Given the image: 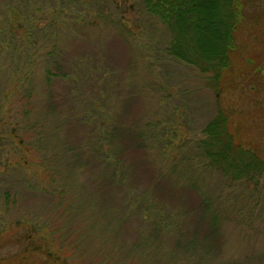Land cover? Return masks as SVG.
Masks as SVG:
<instances>
[{"label":"trees","instance_id":"1","mask_svg":"<svg viewBox=\"0 0 264 264\" xmlns=\"http://www.w3.org/2000/svg\"><path fill=\"white\" fill-rule=\"evenodd\" d=\"M139 1L145 12L164 25L169 33L164 48L166 56L194 67L209 78L217 91L229 83L234 64L231 53L238 46L239 27L254 16L252 9L264 3V0ZM88 3V0H0V50L9 46L16 49L24 43L27 46L32 43L35 48L30 52L33 54L25 50L27 64L13 82L14 89L6 94L7 97L18 95L25 103L24 119L17 125H21L26 134L18 133L17 126L9 135L19 139L27 155L31 150L45 155L38 163L39 169L46 174L41 177L48 181L41 186L38 178L32 182L33 190H43L50 196L56 193L59 180L63 184L61 194L67 190V181L81 184L85 179L90 183L91 191L98 196H91L83 203L82 197H74L68 204V211L72 210L76 218L81 217L85 209L93 210L86 218L89 227L95 223L102 225V234L108 235L106 242L111 237L110 232L115 235V252L120 261L117 257L112 264H129L130 259L145 253L152 258L146 264H264V254L258 252H247L240 258L245 249L243 242L237 252L240 256L237 253L222 256L224 224L235 216L239 219L244 208L223 209L216 196L201 191L200 182V172L207 169L218 171L226 179L246 180L252 184L264 173V160L259 154L264 149L249 144L233 130L235 113L225 109H219L206 122L203 136L192 146L181 143L182 140L178 142L179 133L169 131L168 122L154 113L146 115L140 98L134 97L132 90L116 93L112 84L121 80V67L105 52L96 55L98 59L85 55L75 57L70 68L67 63L63 66L65 46L81 45V40L89 43L87 38L91 43V26L105 29L99 20L104 21L110 14L88 20ZM45 10L49 12L50 21L43 26L33 17ZM20 28L23 34L18 35ZM49 40L53 42V49L56 46L61 49L46 51L40 55V61L34 59ZM42 61L46 66L45 86L41 90L34 67ZM257 63L252 57L246 60L248 93L260 86L255 80L260 73L255 70L256 66L251 67ZM18 71L9 72L11 81ZM62 83L67 84V89H61ZM86 86L89 89H85ZM157 87L152 85L154 90ZM146 90L151 91L149 85ZM88 92L92 95L83 97ZM143 102L144 105H162L163 98L150 92ZM65 103L72 131L68 137L62 132L68 121L64 123L66 118L57 111L65 107ZM47 120L53 122L47 126ZM39 130L42 132L40 138L37 137ZM79 131L83 135L77 133ZM188 146L196 153L197 161L185 159L188 151L184 153V149ZM30 161L26 159L23 163L30 165L36 160ZM131 214L140 217L145 226L133 232L128 230ZM36 231L45 232L44 228L31 227L25 237L33 238ZM40 237L46 242L50 236ZM85 253L87 251L80 256Z\"/></svg>","mask_w":264,"mask_h":264},{"label":"rangeland","instance_id":"2","mask_svg":"<svg viewBox=\"0 0 264 264\" xmlns=\"http://www.w3.org/2000/svg\"><path fill=\"white\" fill-rule=\"evenodd\" d=\"M88 2L86 5L88 20L101 14H110L108 18H104V21L99 20L101 27L105 29L89 27L92 29L89 32L92 45L87 38L89 43L81 40V45L77 43L65 46L63 56L66 62L62 64L63 66L67 63L66 65L70 68L75 57L85 55L89 59L94 57L98 59L96 55L105 52L111 55L121 67L118 66L121 69V80L118 79L112 84V87L117 90L116 93L132 90L133 96L140 98V105L145 108L146 115L154 113L168 122L169 131L176 130L179 133L178 142L182 140L181 143H190L192 146L203 136L206 122L219 109H225L235 113L232 121L233 130L241 134L249 144L258 145L259 150L264 149V3L252 9L254 16L249 17V20L239 27L238 46L231 53L234 64L227 80L229 83L225 84L221 91H217L209 78L200 74L194 67L181 64L166 56L164 48L169 40V33L164 25L145 12L139 0H88ZM47 13L49 12L45 10V13H38L33 18L44 26L50 21ZM14 32L17 33L15 29ZM21 34L23 31L20 28L18 35ZM53 35H56V32L53 31ZM52 43L49 40L48 45L33 58L40 61L42 60L40 55L46 51L61 49L57 46L53 49ZM31 45L32 43L28 46L24 43L22 47L16 49L9 46L7 49L0 50V264H112V261L118 257L115 252V235L110 232L111 237L109 236L110 239L106 242L108 235L102 234L104 233L102 225L95 223L94 226L91 225L92 229L89 227L90 223L87 219L93 210L85 209L81 217L76 218L72 210L70 213L68 211V204L74 197H82L83 203L91 196H98L91 191L90 183L87 184L85 179L81 184L67 181V190L61 194L63 184L59 180V187L54 195L49 196L43 190L34 191L31 187L32 182L35 183L39 178L40 185L45 186V182L48 181L41 177L46 174L39 169L40 160L45 155L44 153L36 154L33 150L27 155L25 148L18 143L19 139L9 135L10 130L17 126L18 133L22 136L26 134L21 129L22 126L17 125L24 119L25 103L18 95L7 97L6 94L14 89L13 82L20 77L21 70L27 64L25 50L29 54L35 51ZM248 57L258 62L255 65L251 64V67L256 66L255 70L260 73L259 80L255 79L260 86L253 88L251 93H248L247 88L249 78L246 74L248 65L246 60ZM45 66L46 63L42 61L34 67L36 81L41 90L45 86ZM11 70H20L15 73L12 81L9 75ZM127 71L135 72V74L131 75ZM148 85L151 91L146 90ZM152 85H157L159 88L154 90ZM66 86L67 84L62 83L61 89H67ZM88 87L86 86L85 89H89ZM150 92L152 95L156 94L163 98V104L144 105L143 101L148 99ZM89 95L92 93L88 92L83 97ZM37 101L38 96L34 98L35 107ZM65 108H68L66 103L65 107L57 109L66 118L64 123L68 121V112ZM52 122L47 120L45 124L48 126ZM63 126L65 127H62V132L65 137H68L69 132H72L69 121ZM41 133L40 131L38 138L42 137ZM77 133L83 135L82 131ZM187 151L185 159L198 160L191 147L184 149V153ZM259 154L264 160V151H259ZM24 157L29 162L31 159L36 161L26 165L23 163ZM166 158L164 159L167 160ZM163 162L167 164L166 161ZM200 175L201 191L216 196L223 209L228 210L232 206L244 208L243 214L238 215L239 219L236 220L235 216L234 220L224 224L226 234L222 256H235L241 242L244 243L245 249L242 257L237 253L240 258H243L247 252L264 254V222H262L264 219V173L252 184L246 180L226 179L216 170L209 172L205 169L200 172ZM87 178L89 179V175ZM6 192L9 194L8 197ZM78 203L81 204L79 201ZM247 216L250 218L247 219ZM130 218L132 223L128 230L131 232L145 226L136 214H131ZM27 221H30V224ZM247 223L250 224L251 232ZM31 227L38 230L44 228L45 232L36 231L33 233L34 237L28 239L26 237ZM88 227L92 233L91 238L88 235ZM43 234L52 238L49 237L44 242L40 237ZM131 235L129 233V236ZM86 251L87 253L80 256ZM49 253L52 255L50 256ZM147 254L137 255L130 259L129 264H146L148 259L152 260Z\"/></svg>","mask_w":264,"mask_h":264}]
</instances>
